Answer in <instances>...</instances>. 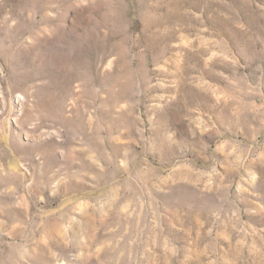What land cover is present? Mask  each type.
<instances>
[{
  "label": "rangeland",
  "instance_id": "374dc122",
  "mask_svg": "<svg viewBox=\"0 0 264 264\" xmlns=\"http://www.w3.org/2000/svg\"><path fill=\"white\" fill-rule=\"evenodd\" d=\"M0 264H264V0H0Z\"/></svg>",
  "mask_w": 264,
  "mask_h": 264
},
{
  "label": "bare ground",
  "instance_id": "6f19581e",
  "mask_svg": "<svg viewBox=\"0 0 264 264\" xmlns=\"http://www.w3.org/2000/svg\"><path fill=\"white\" fill-rule=\"evenodd\" d=\"M87 152V151H86ZM94 152V151H93ZM90 153V152H89ZM89 153H88V155H89ZM76 161V160H75Z\"/></svg>",
  "mask_w": 264,
  "mask_h": 264
}]
</instances>
